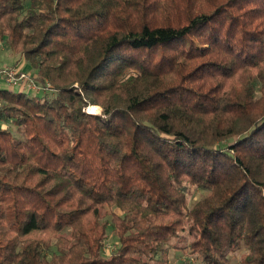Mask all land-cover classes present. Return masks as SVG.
<instances>
[{
  "label": "trees",
  "instance_id": "16d2710c",
  "mask_svg": "<svg viewBox=\"0 0 264 264\" xmlns=\"http://www.w3.org/2000/svg\"><path fill=\"white\" fill-rule=\"evenodd\" d=\"M0 42L54 90L0 87V264H264V0H0Z\"/></svg>",
  "mask_w": 264,
  "mask_h": 264
},
{
  "label": "rangeland",
  "instance_id": "374dc122",
  "mask_svg": "<svg viewBox=\"0 0 264 264\" xmlns=\"http://www.w3.org/2000/svg\"><path fill=\"white\" fill-rule=\"evenodd\" d=\"M3 47V53L5 52V56L10 55L11 53L14 54L13 57L7 59H0V67L4 65H17L22 68V70L26 71L29 76L34 78L42 88L39 90H33V88L27 87H20L16 86L13 87L15 90H24L30 92L31 94H38V95H46L51 96L54 93V90L50 88L51 83L48 82V86H44L37 78V71L34 66L21 54V52L12 49L7 42H0V48ZM18 59V60H17ZM19 61V62H18ZM16 62V63H15ZM9 63V64H8ZM98 106L99 109L96 111L89 110L90 106ZM87 111L100 113L102 107L100 104H90ZM188 190L187 195V206L190 207L195 202L200 200L202 196L208 194L207 189H203L197 187L196 185H186ZM102 222H105L106 227V240L104 244V254H109L111 251L115 250L119 246V238H118V229L116 224H114V216L121 215L122 211L115 207V206H105L104 210H102ZM182 235L176 239L173 238L167 244H164V249L162 254H160L157 259H154V264H201V260L197 257V254L192 252L190 248L187 246L188 238L185 236L186 231L181 233ZM185 246L183 248H177V246ZM247 252V248L243 245L240 249L233 252L230 256V261L228 264H241L242 258L245 256Z\"/></svg>",
  "mask_w": 264,
  "mask_h": 264
},
{
  "label": "built area",
  "instance_id": "2783aa9c",
  "mask_svg": "<svg viewBox=\"0 0 264 264\" xmlns=\"http://www.w3.org/2000/svg\"><path fill=\"white\" fill-rule=\"evenodd\" d=\"M7 86L13 88L16 86L33 88L39 90L42 86L29 74L17 65H4L0 67V87Z\"/></svg>",
  "mask_w": 264,
  "mask_h": 264
},
{
  "label": "crops",
  "instance_id": "0c3cea01",
  "mask_svg": "<svg viewBox=\"0 0 264 264\" xmlns=\"http://www.w3.org/2000/svg\"><path fill=\"white\" fill-rule=\"evenodd\" d=\"M3 47H1L0 48V59H7V58H10V57H13L14 56V54H10V55H7V56H5V52L3 53ZM18 60V59H17ZM19 62V61H18ZM16 63V62H15ZM9 64V63H8ZM22 67V66H21ZM20 67V68H21ZM22 69V68H21ZM4 86V85H3Z\"/></svg>",
  "mask_w": 264,
  "mask_h": 264
},
{
  "label": "bare ground",
  "instance_id": "6f19581e",
  "mask_svg": "<svg viewBox=\"0 0 264 264\" xmlns=\"http://www.w3.org/2000/svg\"><path fill=\"white\" fill-rule=\"evenodd\" d=\"M99 109V107L98 106H94V105H92V106H90L89 107V110H91V111H97Z\"/></svg>",
  "mask_w": 264,
  "mask_h": 264
}]
</instances>
